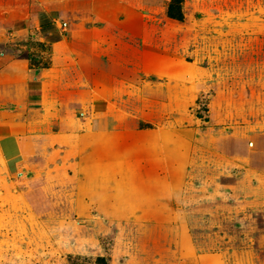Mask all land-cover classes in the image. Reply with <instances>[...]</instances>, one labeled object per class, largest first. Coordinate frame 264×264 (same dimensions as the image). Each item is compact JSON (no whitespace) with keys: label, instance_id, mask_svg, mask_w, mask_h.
<instances>
[{"label":"rangeland","instance_id":"rangeland-1","mask_svg":"<svg viewBox=\"0 0 264 264\" xmlns=\"http://www.w3.org/2000/svg\"><path fill=\"white\" fill-rule=\"evenodd\" d=\"M171 1L0 0V264H264V0H183L182 21ZM10 59L29 88L41 69L91 87L124 147L165 129L173 220L77 216L62 150L4 143Z\"/></svg>","mask_w":264,"mask_h":264},{"label":"crops","instance_id":"crops-1","mask_svg":"<svg viewBox=\"0 0 264 264\" xmlns=\"http://www.w3.org/2000/svg\"><path fill=\"white\" fill-rule=\"evenodd\" d=\"M47 33L54 36V32L42 35ZM25 73L21 61L5 62L1 78L3 92L10 96L5 107L12 117L4 122V143H13L21 158L31 154L33 139L42 142V150L49 145L62 150L59 161H52H57L61 175L68 172L67 182L74 186L71 205L77 216L87 218L95 211L111 220L171 222L175 213L173 144L166 130H151L124 147V132L109 128L114 125L107 101L92 100L91 87L85 85L79 93L87 96L77 100L70 95L74 91H70L68 77L41 69L33 77L34 88H29ZM51 157L44 160L51 161ZM117 190L126 191L122 195L126 198L117 199ZM204 259L207 263L202 264L219 260L215 256Z\"/></svg>","mask_w":264,"mask_h":264},{"label":"trees","instance_id":"trees-1","mask_svg":"<svg viewBox=\"0 0 264 264\" xmlns=\"http://www.w3.org/2000/svg\"><path fill=\"white\" fill-rule=\"evenodd\" d=\"M182 1L183 0H172L169 3L168 8H167L168 17H170L172 19H175L177 21H182V19H183V14H182V11H181V3H182ZM45 17H47L45 15V13L41 14L40 17H39L41 30H42L43 33H46V32L53 33L54 31L50 27L49 22H45L44 21Z\"/></svg>","mask_w":264,"mask_h":264},{"label":"bare ground","instance_id":"bare-ground-1","mask_svg":"<svg viewBox=\"0 0 264 264\" xmlns=\"http://www.w3.org/2000/svg\"><path fill=\"white\" fill-rule=\"evenodd\" d=\"M147 138H148V137H147ZM144 141H145V140H144ZM107 162H108V161H107ZM120 171H121V170H120ZM134 179H135V178H134ZM135 180H136V179H135ZM127 185H128V184H127ZM136 187H137V186H136ZM139 188H140V187H139ZM123 190H124V189H123ZM130 191H131V192H134V190H130ZM125 192H126V191H123L122 194H120L121 192H119V190H117V196H116V198H117V199H121V198L123 199L124 197L126 198V196H124V197L122 196ZM134 194H135V193H132V194H129V195H130V197L132 198V196H133ZM131 195H132V196H131ZM134 198H135V196H134ZM134 198H133V199H134ZM152 203H153V202H152ZM126 207H127V206H126Z\"/></svg>","mask_w":264,"mask_h":264}]
</instances>
